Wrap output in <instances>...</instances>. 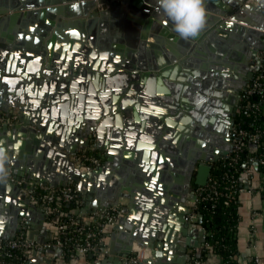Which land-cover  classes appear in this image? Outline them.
I'll list each match as a JSON object with an SVG mask.
<instances>
[{"label": "water", "instance_id": "obj_1", "mask_svg": "<svg viewBox=\"0 0 264 264\" xmlns=\"http://www.w3.org/2000/svg\"><path fill=\"white\" fill-rule=\"evenodd\" d=\"M242 1L204 0L207 15L205 28L198 37L183 40L171 25L165 22L159 25L149 17H155L158 11L162 13L157 0H0V80L6 86L4 92H0V115L12 116L11 109L17 110V122L0 128V141L4 137L10 140L23 137L29 142L32 151L45 149L49 154H56L64 145L58 132L52 128L53 124L46 118L49 115L48 109L37 110L38 107H33L27 101L26 93L30 96V90L38 85V80L43 75H57V80H61L62 76H70L60 88L81 95L83 105L73 109L76 115L73 123L78 130L77 134L87 138L85 145L92 132H95L98 144L101 138L108 136L106 132L112 137H119V114L125 113V104L120 102L119 97L128 81L129 89L136 90L147 77L154 78L156 82L167 77L170 80L168 84L172 86L170 96L165 99L168 104L164 108L160 107L163 110L158 107L154 109L157 120H163L161 129L164 131L163 136L158 138L157 146L166 150L164 144L168 140L181 143V149L174 145H171V149L174 154L176 151L180 152L183 160L179 164L185 170V181L194 192L196 186L207 183L213 163L231 150L230 142L221 145L219 134L223 133L222 116L226 110V113L230 111L231 116L235 115L232 111L234 104L227 107L222 102V96L231 92L238 97L239 89L245 88L257 69V55L264 51V0L241 6ZM128 25L134 29L135 34L131 39L125 35L126 40H123L120 38L121 30ZM67 26L82 29L81 34L75 35L79 36V42L75 39L73 44H68L61 33ZM98 26L108 29L101 37L95 33ZM158 26H161L162 37L141 33L142 28L156 31ZM23 29H27V32ZM143 36L149 38L148 45L151 44L154 49L158 47L157 43L163 45L161 51L154 53L157 63L143 60L140 51L144 43L140 38ZM102 40L103 45L111 48L110 52L100 50ZM224 53L229 58H242L243 63H247L242 70L247 75L235 88H228L224 84V79H231L226 75L228 62L222 57ZM156 70L159 73L154 76L152 72ZM113 76L121 77L122 82L112 85ZM111 92L112 104H105L104 100L102 102L97 97L111 95ZM67 97L68 105L72 107L76 100L73 94L71 97L57 95L60 100ZM28 113H32V116ZM173 118L179 121V133L172 132L168 127L173 123ZM229 120L231 123L226 130L227 135L233 126L231 117ZM189 135L194 138L202 137L204 145L197 143L191 147ZM0 154L5 158L4 167L8 173L7 180L0 182V187L7 193L16 195L19 207L17 213L21 217L34 204L26 198V186H18L12 178L30 171L40 181H51L35 168L33 161L28 160V168L22 171L19 160L27 154L10 147L0 148ZM153 155L159 159L162 168H167L163 155L156 152ZM170 161L171 165H177ZM254 167L257 171L256 161ZM100 169L98 166L91 171L80 172L76 166L64 183L50 184L66 185L68 180H73L84 191L85 182L93 178ZM256 194H260V191L257 190ZM156 196L153 193L147 195L148 212H157L153 207L157 203ZM123 213L127 214L126 211ZM197 217L200 219L199 214ZM130 221L129 216L119 218L112 226L113 229L123 227L128 232L127 235L123 234L125 245L118 255H129L134 244L148 249L153 256L160 255V228L151 223L132 228ZM27 223L26 221L25 224ZM23 228L25 227L19 225L20 230ZM25 230L27 238L37 239L35 231ZM0 237L4 238L6 235L0 233ZM50 249L62 252L60 248ZM112 258L109 256L106 260L111 261Z\"/></svg>", "mask_w": 264, "mask_h": 264}, {"label": "crops", "instance_id": "obj_2", "mask_svg": "<svg viewBox=\"0 0 264 264\" xmlns=\"http://www.w3.org/2000/svg\"><path fill=\"white\" fill-rule=\"evenodd\" d=\"M149 17L159 25L165 22L172 26L171 22L159 11L155 17L152 15ZM23 30L27 32V29ZM106 30L108 31L105 27L98 26L95 33L98 37H101ZM133 30L130 25L123 26L120 38L126 40V35L128 39H131V36L135 34ZM150 30L142 28L141 33L142 35H146V33L148 35L156 34L162 37L161 26H158L156 31ZM81 32V28L68 26L61 30L66 41L68 40V44H73L75 39L79 42L80 39H77L79 36L75 35L76 33L79 35ZM84 33L88 38L85 30ZM140 39V41H144L140 49L143 60L151 63L156 61L157 63L158 59L154 53L161 51V48H164L163 45L157 43L158 47L154 49L151 44L148 45L149 38L143 36ZM103 42L104 40L100 42V45L102 43L100 50L110 52L111 48H107L106 45H103ZM96 44H98L97 40ZM222 57L228 62L226 75L231 77L230 80L224 79V84L228 88H234L240 83L242 75L245 74L242 70L247 63H243L242 58H229L225 53ZM152 73H154V76L155 74L158 75L159 70ZM55 76L57 75H43L38 80V85H34L30 90V96L26 93V97H28L27 101L33 107H38L37 110L48 109L49 115L46 118L53 124L52 128L58 132L64 145L57 150L56 154H49L45 149L32 151L29 142L23 137H17L15 140L4 137L0 141V148L8 149L10 147L19 153L27 154L26 157L19 160L22 164L20 166L22 171L28 168L26 165L28 160L33 161L36 164L35 168L50 178V183H64L65 178L79 163L78 154L84 150H95L102 158L101 169L93 178L85 182L84 191H81L78 184L73 180H68L66 184L75 185L80 193L79 203L74 211L83 220H86L94 211L121 201L122 209L119 218L129 216L132 228H140L141 225L150 223L159 227L162 235L161 254L153 256L149 252V257L138 264H190L193 258H200L205 246V229L198 217L193 218L190 215L195 192L191 190V187L185 181V170L179 164L183 160L179 155L180 152L174 151V154L171 149V145L179 149L182 148V145L181 143L176 144L173 140H168L164 144V147H167L166 150L157 146L164 131L161 129L163 120L161 119L160 122L157 120V112L154 109L157 107L159 109H161L160 107L164 108L168 104L165 99L171 92L172 86L168 84L170 80L167 77H162L157 83L154 78L147 77L141 87L136 90L129 89L128 82L130 83V81H128L126 88L120 93L119 97L120 102L125 104V113L121 112L119 114V137H112L106 132L108 136L101 138L98 144V138L95 132H92L89 135L88 144L85 145L87 138L80 137L77 134L78 130L73 123L76 118L73 109L78 105H83L81 95L60 88L64 85L65 80L70 79L69 75L62 76L61 80H57ZM112 79V85H117L123 80L121 77L114 76ZM5 88V82L0 80V92H4ZM111 93V95L97 97L109 105L113 103V92ZM62 94L70 97L73 94L76 100L73 101L72 107L68 105V97L62 100L57 98V95L61 96ZM222 97V102L228 106L234 98V93L228 92ZM11 111L17 115L16 109H11ZM28 114L30 117L32 116V113ZM128 116L129 121L127 122ZM173 119V123L168 127L172 132L179 133L180 130L177 127L179 121ZM188 139L192 142L191 147L196 146L197 143L204 145L202 137L194 138L189 135ZM154 152L164 156V160L168 164L167 168L160 166L159 159L156 158V155H153ZM166 155L169 156V159ZM170 160L176 162L177 165H171ZM23 176L38 180L30 171L29 173L24 172ZM263 179L260 172L256 171L254 162H250L239 176L240 221L235 229L234 237L237 239L242 264L248 263V257L253 251L257 252L264 260V195L260 189ZM44 183L52 187L66 186L60 184L54 186L49 182ZM257 190L260 191V194H256ZM151 193L157 195V203L153 206L157 209L156 213L146 210V197ZM26 198L29 200L28 196ZM16 200L15 194L7 193L0 187V233L6 235L3 239L11 238L20 233L26 235V228L36 232L37 239L33 240L39 242L53 240L55 227L45 213L44 207L29 200L34 205H30L25 210L24 215L20 217L17 213L19 207ZM123 211H126L127 214ZM26 221L27 224H25ZM252 224L256 229L253 235L249 232ZM19 225L25 228L20 230ZM123 234H128L123 227L120 229H113L112 226L105 228L103 242L111 255L95 253L91 256L85 254L66 260L62 257V252L58 253L53 249H37L28 251L22 264H124V257L118 255L125 245ZM109 256L113 257L111 261L106 260V257ZM200 264H222V259L218 254L210 252L200 261Z\"/></svg>", "mask_w": 264, "mask_h": 264}, {"label": "built area", "instance_id": "obj_3", "mask_svg": "<svg viewBox=\"0 0 264 264\" xmlns=\"http://www.w3.org/2000/svg\"><path fill=\"white\" fill-rule=\"evenodd\" d=\"M258 3L257 0H243L244 4ZM227 18L229 16H226ZM264 62V51H260L256 57L257 69ZM253 76L247 82L243 91L246 95H251L253 92L264 94V86L257 79L251 81ZM256 108V103L249 106V110ZM16 114L12 116L0 115V128L3 125H13L16 123ZM259 131H250L242 128L237 122L231 129V150L219 160L224 161V164L232 167L231 173L224 172L222 179L219 181L216 178L208 177L207 183L203 186L195 187V199L191 207L190 215L197 218L195 211L196 202L205 200L210 203L212 210L215 209L217 203L228 205L231 200L236 197L239 201V176L244 171L250 162L256 161L257 164L264 165V158H256V143L259 140ZM244 149L248 151V158L243 161L244 169L237 175L235 164L239 161ZM79 163L78 169L80 172L91 171L101 165L102 158L98 154H92L87 150L78 154ZM218 160V161H219ZM18 186H26L27 196L30 201L39 203L44 207L45 213L48 215L50 222L55 227V237L51 241L39 242L27 238L24 233L17 234L11 238H0V264H22L25 254L30 250L50 249L52 247L60 248L62 253L68 251V256L74 258L78 255L102 253L111 255L108 248H105L103 242L104 230L107 227L115 225L121 214L122 202H114L107 207L96 210L86 220L80 222L74 221V217L70 216L64 220L60 217L51 216L53 213L60 212L58 205H53L55 198H61L65 203H69L80 196L75 185H66L63 187H52L43 181L32 180L24 176L12 178ZM262 194L264 195V180L260 185ZM250 191V190H248ZM236 200V199H235ZM249 232L253 235L256 232L254 225L250 226ZM235 236V235H234ZM205 245L207 243L205 242ZM253 247V246H252ZM149 257L148 249L139 244H134L129 255L124 257V264H138ZM56 264V263H51ZM194 264H200L196 261ZM248 264H264L261 256L253 251L248 257Z\"/></svg>", "mask_w": 264, "mask_h": 264}, {"label": "trees", "instance_id": "obj_4", "mask_svg": "<svg viewBox=\"0 0 264 264\" xmlns=\"http://www.w3.org/2000/svg\"><path fill=\"white\" fill-rule=\"evenodd\" d=\"M255 79L260 81L264 86V62L260 68L256 69L251 81ZM252 103H256V108L249 110L248 108ZM236 122L242 128L250 131H259L260 137L256 143V151L253 155H255L256 158H264V94L256 91L247 96L246 92L243 91ZM87 151L92 154H97L93 149ZM247 153V149H244L239 161L235 164V173L237 175L244 169L243 161L248 158ZM257 170L264 173V165L258 164ZM232 171V167L225 165L224 161L219 160L213 163L210 175L220 181L224 172L231 173ZM235 199L231 200L229 204L225 206L221 205L220 202L217 203L214 210L210 207V203L205 200H198L196 202L195 211L197 215H200V223L205 229V242L207 245L203 247L201 257L193 258L190 264H194L196 261H202V259L207 256V253L210 252L218 254L222 259V264H242L237 239L234 237L235 229L240 221V201H238L237 197ZM78 203V199L65 203L60 197L55 198L53 205H58L60 207V212L57 214L53 213L51 216L56 215V218L60 217L61 220L73 216L75 219L74 221L80 222L82 218L74 211ZM62 257L66 260L70 259L67 250L63 251Z\"/></svg>", "mask_w": 264, "mask_h": 264}, {"label": "clouds", "instance_id": "obj_5", "mask_svg": "<svg viewBox=\"0 0 264 264\" xmlns=\"http://www.w3.org/2000/svg\"><path fill=\"white\" fill-rule=\"evenodd\" d=\"M158 8L183 40L199 36L207 23L204 0H157ZM4 156L0 154V182L7 180Z\"/></svg>", "mask_w": 264, "mask_h": 264}, {"label": "flooded vegetation", "instance_id": "obj_6", "mask_svg": "<svg viewBox=\"0 0 264 264\" xmlns=\"http://www.w3.org/2000/svg\"><path fill=\"white\" fill-rule=\"evenodd\" d=\"M246 75H247V73H245V74L242 75L241 81H243V78ZM241 81H240V83H238L239 85L241 84ZM242 92H243V88H240L239 89V95H238V97H235V95H234V98H232V100L229 102V105H228V106H232L234 104V107L232 108V111H234L235 115L234 116H231L230 111L228 113H226L228 111V110H226V112L222 116V127H221V131L223 133L219 134L220 137H221L220 138V143H221L222 146L227 145V143H229V142L231 143V130L228 131V135L226 133V130L228 129V127L230 126V123H231L230 120H229L230 117L233 120V126L236 123V116H237V113H238V108H239V103H240V99H241ZM224 131H225V133H224Z\"/></svg>", "mask_w": 264, "mask_h": 264}, {"label": "rangeland", "instance_id": "obj_7", "mask_svg": "<svg viewBox=\"0 0 264 264\" xmlns=\"http://www.w3.org/2000/svg\"><path fill=\"white\" fill-rule=\"evenodd\" d=\"M260 174H261V177L264 178V173H263V172H260ZM263 180H264V179H263Z\"/></svg>", "mask_w": 264, "mask_h": 264}]
</instances>
